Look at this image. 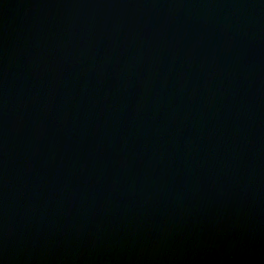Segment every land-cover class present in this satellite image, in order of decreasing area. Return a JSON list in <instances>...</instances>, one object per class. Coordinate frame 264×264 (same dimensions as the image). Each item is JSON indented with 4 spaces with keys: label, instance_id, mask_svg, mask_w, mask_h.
Segmentation results:
<instances>
[{
    "label": "water",
    "instance_id": "water-1",
    "mask_svg": "<svg viewBox=\"0 0 264 264\" xmlns=\"http://www.w3.org/2000/svg\"><path fill=\"white\" fill-rule=\"evenodd\" d=\"M0 264H264V0H0Z\"/></svg>",
    "mask_w": 264,
    "mask_h": 264
}]
</instances>
